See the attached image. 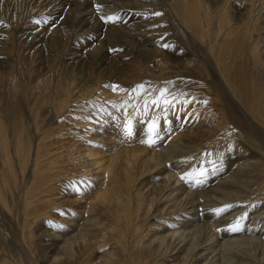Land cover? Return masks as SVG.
Wrapping results in <instances>:
<instances>
[{
	"label": "bare ground",
	"instance_id": "1",
	"mask_svg": "<svg viewBox=\"0 0 264 264\" xmlns=\"http://www.w3.org/2000/svg\"><path fill=\"white\" fill-rule=\"evenodd\" d=\"M34 1L72 31L47 41L73 61L0 72V264H264V0H172L176 21L119 26L92 8L155 7ZM161 89L171 104L151 103Z\"/></svg>",
	"mask_w": 264,
	"mask_h": 264
},
{
	"label": "rangeland",
	"instance_id": "2",
	"mask_svg": "<svg viewBox=\"0 0 264 264\" xmlns=\"http://www.w3.org/2000/svg\"><path fill=\"white\" fill-rule=\"evenodd\" d=\"M72 1H77V2H85V1L93 2L94 1L96 2L98 0H72ZM119 1H128L131 3H135L136 5L137 4L142 5V8L144 5L154 6L155 8L149 7L150 9L149 8L142 9L143 11L140 12L141 14L137 13L139 17L137 14H134L133 12H131L125 18L126 20L125 19L122 20V19H119V16L125 17V16H122V15H125L122 10H119V11L117 9H113L111 11L105 10L107 12L106 13L103 10V8H105L104 5L96 4L95 7L92 8V13L95 19H91L90 21L92 22L98 21L99 23H102L103 25H109L107 22H111L112 25L119 26L121 23H124V24L129 23L131 19H135V18L136 20L137 19H154V18H160L164 14H168L169 19H171L172 21H176L175 17L171 15L173 14V11H174L173 10L174 7L172 6L173 3L170 4L172 0H169L170 2L168 0L167 1L166 0H159V1L157 0H119ZM204 1L205 3H208V0H204ZM34 2L35 3H33V6L29 7L27 0H0V46L1 47L5 46L3 48H8L11 53L9 54V56H6L7 57L6 61L8 63H3L0 61V72H5L11 67L15 71L13 72V74H10V75L16 76L18 80L20 79L19 77L28 78L31 76V74H34L36 77L37 76L43 77L46 72L54 76L59 75V74L62 76H65V73L70 70L68 66L69 63L73 61L71 57H68L66 55V54H69L68 49H66V47L64 48L59 47L55 43H50V42L48 43L47 37L54 33L53 35H56L55 36L56 38L60 37V39L58 40L62 41L65 44L67 37L68 39H71L72 31L69 29V27H66L67 29L64 28L63 26L61 27V25H59V24H62L60 21L54 18H51V17H47V14L45 13L46 15H44L42 11L40 12L39 10L40 6H38L37 4L38 1H34ZM261 2L262 1H260V3ZM97 5H100L99 10L97 9ZM68 8H70L69 5H68ZM260 8L263 10L262 12L264 13V5H262V3H261ZM149 10H152L153 13H150V12L147 13V11ZM36 11H38V13ZM160 12H161V15H154V13H160ZM108 13L110 14L108 15ZM88 15H91V14L88 13ZM96 15L98 16V18H96ZM102 16H117L119 20L117 19L115 20V22L113 21L106 22L105 20L101 19ZM35 21H40V23H36ZM67 24H69V26L72 25L74 28L73 24L75 23L68 22ZM38 34L43 35V37H41L37 41L36 40L37 38L35 37L38 36ZM104 36H105V33H104ZM95 38L98 39V36H95ZM74 39L75 38H73L72 40L75 41ZM74 43L79 46H83L84 48L82 49L83 51H86V52L92 49L95 45V44L87 45L84 42V38L82 39L78 38V40H76ZM126 51L128 50L126 49ZM0 59H5V55L1 56ZM40 61H43L45 63V66H47V64L50 65V68L45 69L44 72H41L40 74L36 75L35 73H32L31 70L29 69H33L34 71V70H38L40 66L44 67V64L40 63ZM8 65L10 66L7 68V70L2 69V67H7ZM23 66L28 67L27 68L28 70L24 72V70L22 69ZM65 67H66V71H65ZM83 67L84 68H82L78 77H82L86 80L89 75V71L87 70L88 66L83 65ZM99 70L100 68L98 66L94 67L95 75H99V72H100ZM74 73H77L76 69L74 70ZM0 74H3V73H0ZM24 75L25 77H23ZM3 76L5 79L8 77L6 76V74H3ZM1 84L4 89L9 88L7 82L1 83ZM99 101H101V99H96V103H99ZM106 101H107L106 102L107 105L111 104L110 101H108L107 99ZM114 101H115V105L121 104V101L119 100H114ZM115 110H116V106L112 104L111 108H109L108 110V113L111 114ZM98 125L99 124L97 123L94 124L95 126L94 130L97 129ZM121 134L122 133L118 131L117 135H121ZM81 143L83 144V142ZM116 144H118L116 148L117 150L120 148H123V146L130 145L129 143L128 144L124 143L123 140L116 141ZM80 145L81 144L79 143V146ZM94 146H97V145H94ZM101 148H103V145L101 146ZM85 151H87V149ZM74 158L75 156L72 153L73 161L75 160ZM1 222L2 221L0 220V224H2ZM0 227H1L0 229H3L4 228L3 224ZM3 232H5L4 229H3Z\"/></svg>",
	"mask_w": 264,
	"mask_h": 264
},
{
	"label": "snow or ice",
	"instance_id": "3",
	"mask_svg": "<svg viewBox=\"0 0 264 264\" xmlns=\"http://www.w3.org/2000/svg\"><path fill=\"white\" fill-rule=\"evenodd\" d=\"M100 8V5H97V9L99 10ZM154 15H161V13H154ZM101 19L105 20L106 22L107 21H113L115 22V20L118 19L117 16H107V17H104L102 16ZM36 23H40V21H35ZM165 47H167V45H165ZM113 87V90H116V86H112ZM143 85H137V89H140L142 90L143 89ZM137 89H133V91H137ZM121 91H123V89H121ZM166 92V89H161L160 90V96L157 97L156 99H153L151 101L152 104L156 105V106H159L160 102H161V99L163 98V102L165 104H171V101L164 98V93ZM137 94L139 95V92H137ZM206 103V101H205ZM148 109V102L145 101V112L147 111ZM125 128H126V131H127V134L128 135H131V121H128L126 124H125ZM148 130H149V140H148V143H151V136L153 134H155V131H156V121L153 120L152 122L149 123V126H148ZM201 175L203 174V170H201ZM187 177H190L191 174H186ZM185 178V177H182V179ZM74 190L76 191H79L78 188H74ZM232 207L231 205H225L224 208H217V209H214L215 212H217V214H219L220 212L224 211L225 209L227 208H230ZM51 223V222H50ZM232 230L233 231H236V230H239V221H237L236 225L235 226H231Z\"/></svg>",
	"mask_w": 264,
	"mask_h": 264
}]
</instances>
